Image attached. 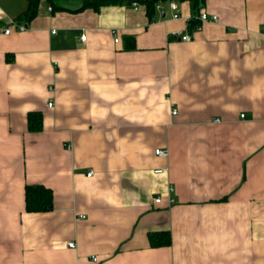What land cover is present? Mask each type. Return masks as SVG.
<instances>
[{
	"label": "crops",
	"instance_id": "1",
	"mask_svg": "<svg viewBox=\"0 0 264 264\" xmlns=\"http://www.w3.org/2000/svg\"><path fill=\"white\" fill-rule=\"evenodd\" d=\"M38 2L0 0V264H264V0Z\"/></svg>",
	"mask_w": 264,
	"mask_h": 264
},
{
	"label": "trees",
	"instance_id": "2",
	"mask_svg": "<svg viewBox=\"0 0 264 264\" xmlns=\"http://www.w3.org/2000/svg\"><path fill=\"white\" fill-rule=\"evenodd\" d=\"M53 0H48L52 4ZM159 0H80L81 5L74 8V11L92 8L98 11L104 6H118L120 4H131L136 2L143 5L145 14L152 17L154 13L155 4ZM29 5L27 10L23 13L24 19L30 21L36 12L38 0H28ZM29 131L39 130L41 128V115L38 112L29 113L27 116ZM24 209L27 212H45L49 211L52 207V194L49 189L34 184L26 185L24 188ZM149 242L152 247L154 246H167L170 243V236L167 233H154L149 234Z\"/></svg>",
	"mask_w": 264,
	"mask_h": 264
},
{
	"label": "built area",
	"instance_id": "3",
	"mask_svg": "<svg viewBox=\"0 0 264 264\" xmlns=\"http://www.w3.org/2000/svg\"><path fill=\"white\" fill-rule=\"evenodd\" d=\"M132 6H134V8H136L137 7V3L136 2H133L132 3ZM169 7H170V9L172 11H175V9H176V6H175L174 3H170L169 4ZM156 9H161V7L160 6H156ZM177 16H178L177 13H174L172 15L173 18H177ZM216 19H217L216 15H210L209 13H206V12H200V14L198 15V20H199L200 23H202V22H208V20L215 21ZM11 26L16 27L17 30H19V31H23L25 29L24 25H22V24L12 23ZM195 27L197 29H199L200 28V24H197ZM9 31H10V27H7V28L4 29V32L6 34L10 33ZM110 33L113 36V42L114 43H117L118 42V37H117L116 31L111 30ZM175 35L177 37L179 36V39L181 41H189L190 40V36L188 34H186V33H181V31L176 32ZM84 38H85V36L82 35L80 37V40H84ZM47 105L51 106L50 103H47ZM172 114H175V110L172 111ZM241 116H243V115H241ZM154 154L156 156H158V157H166V155H167L166 151H164L161 148L154 149ZM157 171H160V170H157ZM85 176H87V177L91 176V171H88ZM154 201L155 202H159L160 201V197L159 196L156 197L154 199ZM67 245L70 248H73L74 247V243H72V242H69ZM92 260L95 261L96 260V257L95 258H92Z\"/></svg>",
	"mask_w": 264,
	"mask_h": 264
},
{
	"label": "rangeland",
	"instance_id": "4",
	"mask_svg": "<svg viewBox=\"0 0 264 264\" xmlns=\"http://www.w3.org/2000/svg\"><path fill=\"white\" fill-rule=\"evenodd\" d=\"M54 1V0H53Z\"/></svg>",
	"mask_w": 264,
	"mask_h": 264
}]
</instances>
